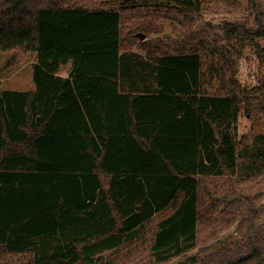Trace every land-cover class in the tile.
Masks as SVG:
<instances>
[{"label": "trees", "instance_id": "obj_1", "mask_svg": "<svg viewBox=\"0 0 264 264\" xmlns=\"http://www.w3.org/2000/svg\"><path fill=\"white\" fill-rule=\"evenodd\" d=\"M156 7L181 14L175 52L142 21L122 38L123 11ZM203 8L0 0L5 65L35 57L33 89L0 91V264H264V131L235 134L264 118V74L229 70L264 19L211 39L187 29Z\"/></svg>", "mask_w": 264, "mask_h": 264}, {"label": "rangeland", "instance_id": "obj_2", "mask_svg": "<svg viewBox=\"0 0 264 264\" xmlns=\"http://www.w3.org/2000/svg\"><path fill=\"white\" fill-rule=\"evenodd\" d=\"M197 17L187 29L206 31L209 33L210 38L214 39L223 35V20L239 21L249 27H255L257 25L256 18L264 19V0H204V8ZM180 18L181 14L171 8L165 9L164 7L123 11L122 38L128 40V30L142 21L145 24L157 25L158 28L162 29V32L158 35L146 33L148 39L153 41L156 36L165 37V42L161 45L168 48L171 52H175L173 49L175 45L173 37H176L175 30L180 27L183 28L177 21ZM174 26L175 30L172 29ZM138 43V41H134V43L130 44L125 41L124 47L139 50ZM262 45H264L263 38H248L243 42L235 41L234 48L229 51L230 56L234 60L229 70L236 72V78L243 85L252 86L256 84L264 74V61H261L258 56ZM11 55V51H0V91L3 89L29 90L34 88L31 64L32 60H35L34 54L30 53L27 55L24 62L21 61L12 66H6L5 63ZM63 74H66V71ZM236 125L235 134L238 138L241 134L249 132L251 129L264 131V118H258L256 115H245L242 112L236 121ZM235 226L236 222L224 230L219 237L232 232ZM196 250L197 248H194L185 255L194 253ZM103 253V258L108 255V251ZM181 258L182 255L173 257L160 264H172Z\"/></svg>", "mask_w": 264, "mask_h": 264}, {"label": "crops", "instance_id": "obj_3", "mask_svg": "<svg viewBox=\"0 0 264 264\" xmlns=\"http://www.w3.org/2000/svg\"><path fill=\"white\" fill-rule=\"evenodd\" d=\"M35 60H32V62L31 63H33ZM33 89V88H32Z\"/></svg>", "mask_w": 264, "mask_h": 264}]
</instances>
